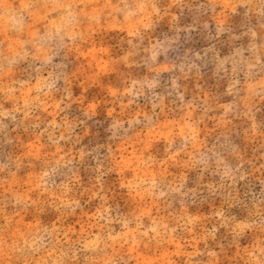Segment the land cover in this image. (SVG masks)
Segmentation results:
<instances>
[{
    "label": "rangeland",
    "instance_id": "1",
    "mask_svg": "<svg viewBox=\"0 0 264 264\" xmlns=\"http://www.w3.org/2000/svg\"><path fill=\"white\" fill-rule=\"evenodd\" d=\"M0 264H264V0H0Z\"/></svg>",
    "mask_w": 264,
    "mask_h": 264
}]
</instances>
